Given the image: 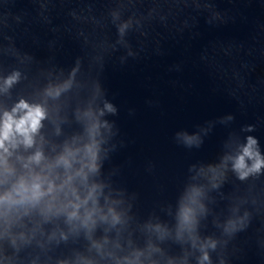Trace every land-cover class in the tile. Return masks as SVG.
I'll list each match as a JSON object with an SVG mask.
<instances>
[{
	"label": "water",
	"instance_id": "95a60500",
	"mask_svg": "<svg viewBox=\"0 0 264 264\" xmlns=\"http://www.w3.org/2000/svg\"><path fill=\"white\" fill-rule=\"evenodd\" d=\"M0 264H264V0H0Z\"/></svg>",
	"mask_w": 264,
	"mask_h": 264
},
{
	"label": "clouds",
	"instance_id": "9594fccd",
	"mask_svg": "<svg viewBox=\"0 0 264 264\" xmlns=\"http://www.w3.org/2000/svg\"><path fill=\"white\" fill-rule=\"evenodd\" d=\"M21 107H26V105L21 102ZM42 115V113L39 111V109H37L34 113H29L28 116H29V119L31 121V127L33 128V130L35 129V127L37 126L38 124V121H39V118L40 116ZM24 120H21L20 121V125H18V127H20L21 125L24 124ZM5 127L7 128L8 125L6 124ZM23 130V129H21ZM250 143H251V140H250ZM245 154H247V149H245ZM243 165V158L241 157L238 161V166H242ZM257 167L259 166V163H257L256 165Z\"/></svg>",
	"mask_w": 264,
	"mask_h": 264
}]
</instances>
